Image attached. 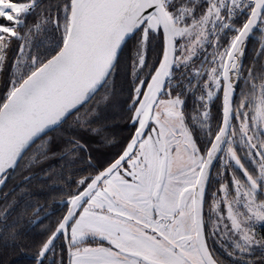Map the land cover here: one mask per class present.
<instances>
[{"label": "snow or ice", "instance_id": "6c2138e0", "mask_svg": "<svg viewBox=\"0 0 264 264\" xmlns=\"http://www.w3.org/2000/svg\"><path fill=\"white\" fill-rule=\"evenodd\" d=\"M0 264H264V0H0Z\"/></svg>", "mask_w": 264, "mask_h": 264}]
</instances>
